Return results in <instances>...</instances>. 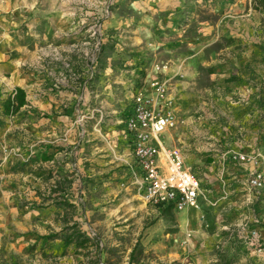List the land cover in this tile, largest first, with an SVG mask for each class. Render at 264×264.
Instances as JSON below:
<instances>
[{
    "label": "rangeland",
    "instance_id": "374dc122",
    "mask_svg": "<svg viewBox=\"0 0 264 264\" xmlns=\"http://www.w3.org/2000/svg\"><path fill=\"white\" fill-rule=\"evenodd\" d=\"M9 1L0 0V128L7 129L0 134V264H74L68 263L71 255H78L85 263L124 264L127 251L136 242L147 264H264V253L255 252L260 241L249 245L247 236L232 227L252 217L264 235V206L260 203L249 215L240 200L230 197L207 212L214 224L212 231L201 225L200 213L193 211L197 233L187 234L182 244L166 237L167 229L175 227L142 199L134 169L124 160L128 158L127 146L119 134L131 96L155 66L170 68L167 60L171 53H188L193 45L209 51L233 47L256 51L255 55L236 57L239 64L252 60L244 65L254 68L225 73L234 83L238 78L257 88L255 118L244 125L252 122L257 139L264 142V0H241L249 1L256 13L253 34L247 37L243 32L236 41L223 39L210 44H201L198 22L205 17V10L199 4L189 11H177L175 20L171 17L167 22L165 16L142 12L138 5L142 0H28L35 2L33 8L17 9L20 16L26 15L24 28L31 32L26 54L20 59L19 52L11 51V40L5 33L13 15ZM206 16L214 23V14ZM15 64L34 85L27 94L28 108L6 120L1 118L6 98L2 96L8 93V71ZM88 67H93L92 75ZM221 71L206 68L197 80L202 87L216 88L223 85L218 84ZM210 75H214L213 80ZM30 93L36 96L34 100ZM64 95L68 98L59 99ZM47 103L51 105L48 110L40 107ZM234 111L228 112L231 128L239 122ZM45 117L49 121L40 120ZM45 128L53 133L45 135ZM96 129L100 133L115 131L120 139L105 150L100 145L106 142L94 136ZM39 153L49 159H35ZM54 189L67 193L69 200L56 203L51 196ZM184 212L177 214L178 219L185 217ZM84 214L85 225L72 221ZM56 217L62 225L72 222L71 226L87 237L82 248L63 246L62 237L71 226H65L64 232L53 231L49 223ZM223 223L230 226L228 231L221 230ZM15 224L36 227L24 231ZM54 235L57 239H48ZM21 241L29 244L18 247ZM156 243H160L159 249L152 248Z\"/></svg>",
    "mask_w": 264,
    "mask_h": 264
},
{
    "label": "crops",
    "instance_id": "0c3cea01",
    "mask_svg": "<svg viewBox=\"0 0 264 264\" xmlns=\"http://www.w3.org/2000/svg\"><path fill=\"white\" fill-rule=\"evenodd\" d=\"M34 3L35 2L29 3L28 0L9 1V6L13 9V15L8 19L9 27L8 31L5 33L11 40V51L19 52V59L26 54L27 46L30 41L27 35H30L31 32L27 33L24 28V26H26V15L20 16L17 9L33 8L35 5ZM196 4H199V8L205 10V17L198 22L201 44L204 43V41L210 44L214 41L223 39L236 41L240 38L241 33L244 32L248 37L255 31L256 13L249 7V1L245 3L241 0H196L195 2L192 0H142L138 3L139 6L141 5L140 9L142 12L147 11L146 13H149L150 16H165L167 17V22L168 20H172L175 14H179L181 11L183 12L185 8L189 11V9L195 7ZM177 11L179 12L176 13ZM210 13L216 16L214 23L206 16V14L208 15ZM191 16H193V14H190L189 18ZM37 28L40 33L42 27L38 25ZM21 39H23L22 42L20 41ZM194 46L196 45H193V49L188 53H168L170 56H168L167 61H169L170 68L162 70L159 73L151 71L146 77L144 85L139 89L146 91L147 83L150 80L159 79L167 81L169 94L174 99L173 113L176 125L174 128L168 129L161 134V147L164 149H179L182 155L183 165L191 170L202 186L205 185V188L213 190L211 197L217 196L219 193V179L222 177L229 187V198L233 197V199H238L240 185L243 182L246 172L251 169V165L232 164L229 159L223 158V155L228 150L247 154L255 153L256 151L263 153L264 142L257 139V132L252 122H249L246 126L244 125V121L255 118L256 110H254V107H256L259 102V96L256 95L257 88H254V86L249 83L244 85L238 78L234 83L233 81L235 80L226 77L225 71L230 70V72L239 74L245 68H254V65H250L249 63L248 65H244L246 62H252V60L249 59L245 61V63L239 64L240 60L236 57L255 55L256 51L255 49L249 48L246 52H243L233 47H222L216 51H209L206 47ZM16 64L8 71L9 78L7 84L9 90L8 93L2 97H7L16 88L22 89L25 93L27 104L16 113L19 114L22 110L28 108V102L30 103V101L28 100L29 96L27 94L34 84H30L28 76L22 74ZM206 68H222L223 71H221L218 76V78H222V80L218 84L223 85H218L216 88L213 85L211 88L202 87L197 77L199 72ZM177 73L183 76V78L180 79ZM213 76L214 75H210L212 80ZM241 78L243 77L241 76ZM213 89L214 91L216 89V91L214 92ZM30 95L34 100L36 96L31 93ZM63 98L68 97H66V95L59 97V99ZM37 103L36 101L34 102L35 105H37ZM40 107L48 110V108H51V105L48 103L41 104ZM231 109L236 110L234 113L237 114L236 117L239 121L235 123V127L233 128L228 126L230 117L228 112H230ZM1 118L6 120L9 119L2 115ZM56 118L59 119L60 117ZM49 119L50 118L45 117L40 120L49 121ZM51 119H53V117ZM32 126L35 127V125ZM0 131V134H3L7 129L0 128ZM49 132L53 133V130L45 128L43 133L47 135ZM71 132L72 135H75L74 130H71ZM96 132V135H94L95 138L98 137L99 140H104L106 142L100 145V147L105 150L107 148L110 149L112 147L111 144L116 143V140L120 139L115 131L108 130L107 132L100 133V131L96 129ZM119 134H121V139L127 146L126 155L128 158L124 160L125 162H130L135 175L138 169L131 155V145L124 130V125ZM79 135L78 133L77 136ZM77 146L80 147V144H77ZM91 146L95 148V145ZM32 152L35 153V151L31 150V153ZM43 157V153L35 155V159L39 161ZM198 168L200 170H198ZM214 169H216V172ZM222 172L223 174L221 175ZM37 175V173L34 174L35 178H37ZM37 179H40V177ZM51 196L53 198L55 197L56 203L59 200L60 202L69 200L67 199L68 194L64 191L61 193H51ZM34 200H37V198H34ZM258 203L264 206V192L261 194ZM177 214L181 213L175 214V228L177 232L171 234V236L169 233L165 236L177 240V242L182 244V242L187 240V234L197 233L195 223L196 214L190 209L185 210L183 215L185 217L182 219H178ZM86 215L87 214H84L83 218L79 219H74L73 217L72 221L76 222L78 225H85L83 222H87L85 218ZM62 216L63 213H60L59 218H62ZM56 218L55 222L53 221L52 224L49 223L53 231H61L65 226H71L72 222L62 225L58 217ZM16 227L18 230L27 231L28 229H32V227L35 228L36 225L26 224L21 226L17 224ZM28 244L29 241H21V246L18 247H25ZM160 246V243H156L152 248L159 249ZM130 251L131 249L127 251V258L124 264H127ZM65 257L67 256L62 257V259H65ZM67 259L68 263L95 264L85 263L78 255H71Z\"/></svg>",
    "mask_w": 264,
    "mask_h": 264
},
{
    "label": "built area",
    "instance_id": "2783aa9c",
    "mask_svg": "<svg viewBox=\"0 0 264 264\" xmlns=\"http://www.w3.org/2000/svg\"><path fill=\"white\" fill-rule=\"evenodd\" d=\"M94 35L95 32L92 36ZM88 68L92 75L93 67ZM162 70L155 66L153 72L159 73ZM131 100L130 114L123 125L131 145L132 158L138 169L135 176L142 199L153 207L171 205L176 213L186 209L198 212L202 225V209H216L219 201L229 198L227 182L220 177L219 193L216 199L211 197L213 190L203 187L191 170L183 165L180 150L161 147V134L176 125L174 99L169 94L167 81L150 80L146 91L138 89ZM223 158L229 159L232 164L251 165L240 185L238 200L249 215H252L254 205L260 201L264 192V152L247 154L228 150ZM256 224V219L251 217L247 222L235 223L232 227L240 229L247 236L249 245L260 241L255 249L260 254L264 253V235L257 229ZM229 227L222 225L221 230L228 231ZM90 236L94 235L90 233Z\"/></svg>",
    "mask_w": 264,
    "mask_h": 264
},
{
    "label": "trees",
    "instance_id": "16d2710c",
    "mask_svg": "<svg viewBox=\"0 0 264 264\" xmlns=\"http://www.w3.org/2000/svg\"><path fill=\"white\" fill-rule=\"evenodd\" d=\"M26 104L27 103L25 100L24 91L22 89L16 88L12 93H10L4 99V101L2 103L1 115L4 117L10 118L13 115H15L17 112H19V110L22 107H24ZM129 114H130V112H128V114L126 116H128ZM43 159L48 160L49 157H43ZM58 189L60 190V188H58ZM61 189H62V187H61ZM53 192H56L55 189L53 190ZM63 206H65V205L64 204L61 205V207H63ZM66 206H70V205H66ZM155 209L157 210L159 216L162 219L168 220L169 224L171 226H173V227L176 226L174 210H173V207L171 205L157 206V207H155ZM212 210L213 209L211 207H204L202 209L203 219H204L202 226L204 228H205V226H207L206 228L210 231H212L214 224H213L212 220H210L208 218L207 212L212 211ZM223 224L226 225L225 223H223ZM68 230L70 232L62 237V243H63L64 247L74 245L76 249H78V248L80 249L88 241L87 237L83 233H80L79 230H76V227H74V225L69 227ZM61 232H64V230H61ZM176 232H177L176 228L175 229H167L166 234H168V233L173 234ZM221 234L223 237L226 236L225 232H222ZM231 236H233V235H231ZM234 236H236V235H234ZM48 239L54 240V239H57V236L56 235L50 236V237H48ZM127 264H147L144 262L142 248L138 242H136V244L134 245V247L131 249L130 253L128 254Z\"/></svg>",
    "mask_w": 264,
    "mask_h": 264
}]
</instances>
